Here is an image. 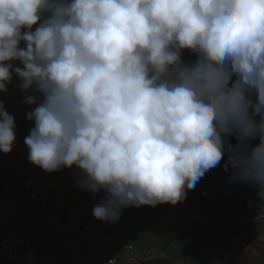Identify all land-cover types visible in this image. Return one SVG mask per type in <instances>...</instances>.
Wrapping results in <instances>:
<instances>
[{"label":"clouds","instance_id":"clouds-1","mask_svg":"<svg viewBox=\"0 0 264 264\" xmlns=\"http://www.w3.org/2000/svg\"><path fill=\"white\" fill-rule=\"evenodd\" d=\"M185 50L196 59L185 62ZM13 73L39 94L24 100L37 105L24 144L43 172L27 182L39 206L54 189L51 173L75 168L77 187L105 194L94 217L116 223L126 208L177 205L227 157L219 169L256 188L249 212L264 225V0H0V92ZM15 142L0 103V153ZM7 208L4 219L15 221ZM187 216L207 220L190 204L165 214ZM15 222L0 258L19 257ZM102 239L116 248L108 254L136 252Z\"/></svg>","mask_w":264,"mask_h":264},{"label":"rangeland","instance_id":"rangeland-1","mask_svg":"<svg viewBox=\"0 0 264 264\" xmlns=\"http://www.w3.org/2000/svg\"><path fill=\"white\" fill-rule=\"evenodd\" d=\"M13 63L22 67L19 61ZM20 84V78L13 73L7 92H0V103L14 117L16 124V142L12 152L0 153V171L9 173V176L0 173V225H3L4 234L0 236V242L10 237V229L14 231L17 220L21 225L24 243L15 247L19 257L0 258V264H92L88 247L91 233L81 231L82 224L88 221L94 224L93 228L99 237L120 240L122 229H131L139 236L131 244L136 250L133 255L122 250L119 254H108L109 258L117 259L118 264H191L195 256L200 255L213 258L210 264H264V225L254 221L248 206L259 202L257 190L248 184L219 179L215 174L217 170H214L218 167L209 170L201 183L187 189L185 199L170 208L192 205L207 218L199 226L177 217L169 219L170 222L165 217L170 204L163 205L157 223L98 222L90 214L93 215V207L104 194L100 193L93 198L92 193L77 187L80 174L75 168L51 173L54 179L51 181L50 176V181L54 189L49 193L48 203L41 207L37 203L40 198L35 197L33 200L32 196L28 207L24 204L17 183L29 177L35 179L37 184L43 172L27 159L29 150L24 144V138L34 123L26 118V113L37 105L30 106L24 100L28 95L39 94L34 89L23 91ZM27 129L29 131L25 133ZM7 177L10 180H3ZM7 206L15 209V221L4 219L6 214L3 211L8 209ZM145 207L150 206H142ZM158 207L152 208L159 210ZM47 229L49 232H46ZM63 232H72L76 238L73 237L72 242L68 240L71 235L59 238L61 234L65 235ZM181 233L184 235L180 236ZM147 254L152 256L150 262H144L138 257L146 258Z\"/></svg>","mask_w":264,"mask_h":264},{"label":"trees","instance_id":"trees-1","mask_svg":"<svg viewBox=\"0 0 264 264\" xmlns=\"http://www.w3.org/2000/svg\"><path fill=\"white\" fill-rule=\"evenodd\" d=\"M182 58L185 60V62H188V61H191V60H194L196 59L195 55L192 54L191 52L185 50L182 54ZM224 160L221 161V163L223 162ZM221 165V164H220ZM220 165H218L217 167L219 168ZM214 170H217L215 172V174L218 175L219 179L221 180H227L229 175L223 173L220 169H214ZM220 170V171H219ZM0 173L3 175V173L6 175V176H9V173L8 172H3V171H0ZM1 175V176H2ZM5 176V177H6ZM3 177V176H2ZM5 179V181L10 180L9 177L7 178H3V180ZM31 178H27L25 180H23L21 183H17L18 185V190L20 191L21 193V197L24 201V204H26L28 207H30V204H29V201L31 203V196L33 195L34 193V190L30 189V188H26V183L28 181H30ZM103 193V192H101ZM104 194V193H103ZM105 195V194H104ZM164 204H159V207L158 209L159 210H156L155 208H152V207H145V208H142V207H139V208H136V207H130V208H126L122 211V214H121V218L119 219V221L121 223H124L125 221L126 222H135V223H139V222H144V224H149V223H157L158 222V215L160 214V212H162V207H163ZM173 205L170 204L168 210L170 208H172ZM249 207H253L254 205H248ZM245 207V208H248ZM166 213V212H165ZM163 213V215L165 214ZM90 217L93 218L94 220L98 221V222H101V220H98L94 217V215L90 214ZM171 222V221H170ZM97 223V222H96ZM161 226V225H160ZM159 227V225L157 226ZM81 231L82 233H85V229H84V225H82V228H81ZM175 232V231H174ZM120 233H121V236L120 237L121 239L125 240V241H128L130 244H134L136 242V239L139 238L138 235H135L133 231H131V229H122L120 230ZM4 235L3 234V225L1 224L0 225V236ZM184 233H181L180 236H183ZM125 237V239H124ZM186 238V237H185ZM127 239V240H126ZM88 240V239H87ZM75 251V250H74ZM113 257H111L110 259H112ZM213 258H210V256L208 255H205V256H195L194 260L192 262H190L191 264H210L209 262L212 261Z\"/></svg>","mask_w":264,"mask_h":264},{"label":"built area","instance_id":"built-area-1","mask_svg":"<svg viewBox=\"0 0 264 264\" xmlns=\"http://www.w3.org/2000/svg\"><path fill=\"white\" fill-rule=\"evenodd\" d=\"M232 143H235V139L233 138L231 140ZM253 143H255V141H253ZM227 159V157H225V160ZM225 160L221 163V170L224 172L222 165L225 163ZM206 174V173H205ZM205 176V175H204ZM203 176V177H204ZM256 211L260 212V221L262 223H264V214H261V211L259 209H257ZM174 212L175 211H170L168 212V216H174ZM6 220H12L11 216H7L5 218ZM185 219H188V216L185 217ZM85 231H88L89 233H91L90 236V240L88 241V247H89V257L92 259V263H96V264H108L110 262L116 264L115 261H108L107 259V254L108 253H114L116 252V248L113 247L112 245H110L109 243H105L102 239V237H99L96 230L93 228V224H86L85 226ZM8 245V243H0V251H2V249H4L6 246ZM7 248V247H6ZM3 258L1 257V260Z\"/></svg>","mask_w":264,"mask_h":264},{"label":"flooded vegetation","instance_id":"flooded-vegetation-1","mask_svg":"<svg viewBox=\"0 0 264 264\" xmlns=\"http://www.w3.org/2000/svg\"><path fill=\"white\" fill-rule=\"evenodd\" d=\"M195 225L199 226L198 224H195ZM42 236L44 237L45 234L43 233ZM115 262H116V264H118V260H117V259L115 260ZM93 264H96V263H93ZM98 264H99V263H98ZM108 264H110V263H108Z\"/></svg>","mask_w":264,"mask_h":264}]
</instances>
